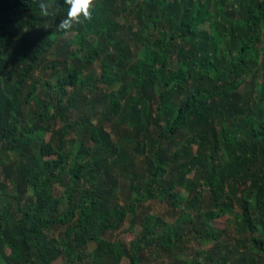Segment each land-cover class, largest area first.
<instances>
[{"label": "trees", "instance_id": "trees-1", "mask_svg": "<svg viewBox=\"0 0 264 264\" xmlns=\"http://www.w3.org/2000/svg\"><path fill=\"white\" fill-rule=\"evenodd\" d=\"M118 1L94 0L92 19L75 25L70 33L76 37L68 43L63 40L67 34L56 27L68 10L64 0H43L49 4L47 16L38 7L42 0H0L1 258L7 264H54L59 258L64 264H102L106 258L111 264L125 259L149 264L142 253L168 256L199 236L207 245L216 244L214 252H227L217 253L220 263L212 261L230 264L227 257L233 253L225 249L211 222L232 213L237 204L249 237L231 264H264V233L256 236L264 231V89L257 88L258 100L241 89L250 74L249 63L258 57L255 18L264 16V0H241L245 13L223 32H218V17L213 20L210 12L212 0H121L123 8L115 11L130 13L133 22L140 20L145 40L141 57L130 65L114 51L125 27L116 19L98 20L109 3ZM202 25L209 37L200 31ZM133 26L130 33L136 37ZM200 32L211 47L204 57L198 47ZM73 43L78 44L74 50ZM174 45L180 47L176 58ZM56 54L66 57L52 65L57 83L35 80L41 63ZM68 60H75L76 66L70 67ZM98 63L102 75H87ZM122 75L126 85L117 92L110 89L99 125L89 117H81V123L72 119L89 105L83 88L88 85L95 93L98 83L112 86ZM150 92L157 95L156 110ZM120 115L133 135L114 141L105 125ZM58 122L64 126L57 129ZM80 127L92 145L79 139L77 149L68 151L66 137ZM185 131L190 132L188 144L173 140ZM50 132L53 139L47 141L44 133ZM126 144L146 159L145 169L132 174L128 198L121 204L114 166L128 151ZM189 174L191 181L186 179ZM55 185L65 186L66 192L56 195ZM179 188L187 189L189 198L181 197ZM154 200L181 211L180 219L168 224L148 213L141 220L143 236L129 248L122 238L108 237L121 232L126 221L135 222L140 206ZM203 207L209 209L204 215ZM202 216L210 229L189 237L186 232ZM187 264L200 263L195 257Z\"/></svg>", "mask_w": 264, "mask_h": 264}, {"label": "rangeland", "instance_id": "rangeland-1", "mask_svg": "<svg viewBox=\"0 0 264 264\" xmlns=\"http://www.w3.org/2000/svg\"><path fill=\"white\" fill-rule=\"evenodd\" d=\"M102 1V0H101ZM129 3H131V0H128ZM256 5L258 3H255ZM243 5L241 4V0H221V2L216 3L212 0L210 5V12L213 15V20L215 17H218L219 25L221 26V29H218V32H223L228 29L230 21L232 19H238L240 18L244 13L242 11L241 7ZM116 8H123V1L119 0L116 4L111 5L109 3L108 8L106 9V13L104 16L99 17V22L101 23H110L113 19H116L125 29H123L122 33H120L118 36L121 38V45L118 47H114V51L117 53H120L122 56H124V59L128 65L134 64L140 57L141 53H143L144 50V39L141 35L142 31H139V25L141 24L140 20H137L136 22H133V17L130 15V13L126 12H116ZM221 11L227 13L230 15V17H225L222 15ZM264 21V16L258 15L255 18V22L259 24L257 26V30L255 31V37L258 39V44L256 49H259L258 57L254 58L252 62L249 63V69L250 74L246 77L245 81L241 84V89L246 91L247 93L254 96L255 100L260 99V93L257 92V88L262 86L264 89V24L261 23ZM134 25L135 31H138V35L133 36L132 33H130V27ZM206 31L208 37L210 36V32L208 27L201 26L200 31ZM201 32L199 35V50L202 52L201 57H204L205 54L209 53L211 50L210 45L204 43V38L201 36ZM76 37V32L69 33L66 35V37L63 38V40L67 41L68 43L71 42ZM75 42V40H74ZM118 43V41H117ZM116 43V44H117ZM115 45V44H114ZM78 47V44L73 43L72 44V50L76 49ZM226 44L220 47L222 51H225ZM180 53V47L178 45H174L172 48V54L173 58H176L177 55ZM184 54L186 51L183 52ZM62 58L57 57V54L55 56L48 55L46 60L41 63V66L36 71L34 75V79L41 78L42 81H50L51 86H54L57 83L58 74L57 70H55L52 65L54 64V61L57 60L63 61L66 59L63 55ZM83 61H78L77 64L81 65ZM67 64L70 67L76 66L75 60H68ZM58 70H61L59 68ZM103 72V66L101 63L94 64L87 72L86 74L89 75L90 73L96 76H101ZM122 75V81H116L115 85H107L103 83H98L96 85L97 91L95 93L89 92L90 87L87 85V88H83V95L87 97L89 101V105L84 110H81L73 116V120H78L80 123L85 119L86 117H89L91 122L97 126L100 122V112L102 108H106L109 105V91L111 89L112 92H117L122 89L124 85H126V81ZM41 86H43L42 83H40ZM130 90L134 95L137 94L135 90V86L129 87ZM56 89L51 93H56ZM69 93H73V91L68 88ZM107 93V94H105ZM154 104V109L156 110L157 105V95L155 93L150 92ZM128 98H132L131 95H129ZM181 98L177 99L174 103V107L178 106L180 104L179 100ZM67 101V99H65ZM65 101V102H66ZM30 109L31 106L29 107ZM27 108V112L29 110ZM36 109V108H35ZM83 119H82V118ZM71 119V120H72ZM82 119V120H81ZM64 126L63 123L58 122L57 129ZM106 130L110 133L111 138L114 141H118L119 138H130L133 135L132 128L130 127V124L127 123V120L124 115H120L116 118H113L109 120L105 125ZM217 132L219 135L221 134V124L218 123L216 125ZM44 137L47 139V141L53 139L52 132L44 133ZM190 132L185 131L179 137H173V140L178 142L179 140H182L187 142L190 140ZM68 139V151H75L77 149V145L79 144L78 141L84 140L87 146H91V138L89 135L85 132V129L83 127H80L79 129H74L73 131H69L68 136L66 137ZM168 142V141H167ZM167 142H165V145L167 146ZM184 142V144H185ZM125 147H127L128 151L126 152L125 156L120 159L116 158L114 166L112 164V161H110V165L114 166V170L117 173V177L119 178V190L117 193V201L121 204H125L126 199L129 195V186L131 183V176L133 173H136V171H142L145 169V156L137 155V153L134 151V147L132 144H126ZM222 147V145H221ZM182 146H179L178 149H181ZM196 150V149H194ZM111 167V166H110ZM3 173L2 167L0 166V176ZM193 177V174L186 175V179L188 181H191ZM55 191L56 195L60 196L63 195L66 192V187L61 185H55ZM177 193L183 198H189V191L187 189H177ZM206 195L204 194V199ZM207 203V201H206ZM209 209H206V207L201 208L202 214H206ZM239 206L235 204V210H233L232 213L228 215H219L216 219H214L211 222V227L213 232H215L217 235L220 236L222 244H224L225 249L229 248L233 256L227 257V262L230 261V264L232 261H235L236 259L240 258L241 252H243V244L245 242V239L249 237V234L246 232V230L241 226V218L239 214ZM148 213H154L158 217L162 218L165 222L168 224H174L177 220L181 217V211L175 210L172 207L158 202L157 200L154 201H148L147 203H144L140 206L139 213L137 216V220L135 222H131L130 219L132 214H129V219L126 221L124 226L121 229V232H116L114 234H109L108 237H110L112 240H116L117 238H122L126 246L129 248L130 243L135 240L139 239L141 236H143L144 230L141 226V220L144 218ZM203 214V215H204ZM133 224L134 227L131 225ZM206 219H203V216L200 219H197V221L191 225V228L189 231L186 232L189 237L192 236V234H198L201 229H210L209 227H206ZM196 225V227H195ZM185 230V228H184ZM264 231L260 229L256 232V236L260 237ZM201 236V235H200ZM204 236V235H202ZM197 237L190 238L186 242H184L178 250L174 251L171 255L164 256V257H157L153 254L151 258V253L144 252L142 253V257L145 261L149 262V264H187L188 261L195 260V257H197V261L200 264H216V262H219L217 260V253H227L225 250H219L217 252H214L215 243L207 245L203 240L199 239ZM251 237V236H250ZM97 245L94 243L91 246V249H96ZM199 253H204L203 255L199 256ZM155 258V259H154ZM216 262H214V261ZM65 261L63 258H59L54 264H64ZM112 262L109 261V259H104L102 261V264H111ZM220 263V262H219ZM0 264H7L0 256ZM122 264H130V261L128 259H125Z\"/></svg>", "mask_w": 264, "mask_h": 264}, {"label": "clouds", "instance_id": "clouds-1", "mask_svg": "<svg viewBox=\"0 0 264 264\" xmlns=\"http://www.w3.org/2000/svg\"><path fill=\"white\" fill-rule=\"evenodd\" d=\"M67 5V13L65 18L60 20L56 27L69 34L75 25L81 24L83 21H90L92 19V7L94 0H64ZM41 15L47 16L49 4L42 2L38 5Z\"/></svg>", "mask_w": 264, "mask_h": 264}]
</instances>
